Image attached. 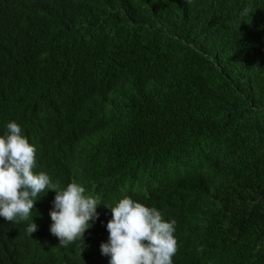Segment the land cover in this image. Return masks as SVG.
<instances>
[{
  "label": "trees",
  "instance_id": "obj_1",
  "mask_svg": "<svg viewBox=\"0 0 264 264\" xmlns=\"http://www.w3.org/2000/svg\"><path fill=\"white\" fill-rule=\"evenodd\" d=\"M11 121L34 171L101 205L67 246L55 192L31 235L0 217V264H109L124 197L176 221L173 264H264V0H0V135Z\"/></svg>",
  "mask_w": 264,
  "mask_h": 264
},
{
  "label": "clouds",
  "instance_id": "obj_2",
  "mask_svg": "<svg viewBox=\"0 0 264 264\" xmlns=\"http://www.w3.org/2000/svg\"><path fill=\"white\" fill-rule=\"evenodd\" d=\"M0 135V217L8 222L27 221L32 234L34 207L41 195L55 192L50 233L60 245L67 246L84 239V234L99 219L101 204L77 182L59 187L46 172H36V147L15 121L6 124ZM105 206V205H104ZM111 210L107 222L108 239L100 245L109 264H173L177 252L176 221L165 220L161 211L133 200L122 198Z\"/></svg>",
  "mask_w": 264,
  "mask_h": 264
}]
</instances>
